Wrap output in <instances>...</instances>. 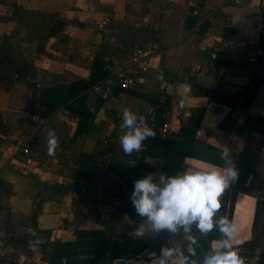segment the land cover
I'll return each instance as SVG.
<instances>
[{"label": "crops", "instance_id": "crops-1", "mask_svg": "<svg viewBox=\"0 0 264 264\" xmlns=\"http://www.w3.org/2000/svg\"><path fill=\"white\" fill-rule=\"evenodd\" d=\"M178 1L169 4L167 0H16L17 18L25 22L18 23L26 36L20 43L27 46L32 40L35 51L34 57L27 60L29 84L24 79L12 84L0 82V179L11 186L6 202L11 223H17L20 230L48 236L46 244L51 250L56 241L76 240L80 229H101L90 216V202L84 200L88 186L80 177L94 175L90 164L98 167L95 159L105 151L107 138L116 143L122 120L107 109V103L92 87L74 91V98L87 94L85 107L90 117H75L65 105L45 115L42 103L33 97L31 83L44 88L71 86L89 79L101 45L109 51L106 59H111V66L123 63L115 55L113 45L119 35L116 25L126 23L137 28L154 26L158 35L155 41L143 45L145 50L150 49L146 50L150 51L149 67L139 71L138 86L117 91V110L122 114L129 108L145 117L161 95H169L171 134L179 130L192 108H206L198 138L227 150L238 171L237 180L228 188L230 192L237 190L231 216L239 222L237 248L246 264L258 263L264 248V236L259 233L264 220L257 224L254 220L257 201L264 200V165L252 163L250 157L264 155V123L260 121L264 118V83L248 109H243L241 102L232 108L196 96L191 85L195 82L244 92L256 74L264 77V58L260 54L264 48L254 42L256 26L252 36L242 30H228L221 21H213L205 31L199 30V24L187 29L183 21H176L178 7H182ZM23 15L32 18L28 21ZM107 16L109 20L105 22ZM30 31L34 33L32 37L27 36ZM44 42L47 52L40 49ZM26 64L22 59L19 67L23 69ZM159 73L164 74V87L162 82L158 84ZM242 112L247 113L246 118L237 115ZM227 116L236 122L222 126ZM246 127L250 128L247 138L243 135ZM50 130L59 138L54 155L48 153ZM250 145L255 146L254 150H249ZM23 147L29 148V158ZM114 147V152L119 150L117 144ZM137 158H142L140 152ZM142 160L156 168L151 173L161 174L159 158L147 155ZM210 164L188 157L182 171ZM246 173L248 177L243 181ZM90 195L99 194L91 190ZM97 207L103 206L99 203ZM16 217L25 222L18 223ZM146 257L134 264H152L153 257Z\"/></svg>", "mask_w": 264, "mask_h": 264}, {"label": "rangeland", "instance_id": "rangeland-1", "mask_svg": "<svg viewBox=\"0 0 264 264\" xmlns=\"http://www.w3.org/2000/svg\"><path fill=\"white\" fill-rule=\"evenodd\" d=\"M167 3L175 2L177 0H167ZM182 7H178L176 15L177 19L185 23V19L194 12L198 16L199 30L204 23H212L213 21H221V23L232 28V30H242L244 33L252 36L254 27L259 25V22L264 18V0H215L213 3H206V0L200 2L199 0H179ZM195 10V11H194ZM27 19H31L30 15H23ZM231 17V18H229ZM28 19V21H29ZM143 19V18H142ZM175 21V22H176ZM18 23H25L23 19L17 18V2L16 0H0V82L12 84L16 80L24 79L29 84V77H27L26 68L30 65L27 60L34 57V46L32 40L27 42V46L20 43V40L25 39L24 30H21ZM147 23V22H146ZM10 26L12 28L10 29ZM119 35L115 40V55L120 61H127L132 57L136 46L144 47L151 41H155L158 35V30L154 26L134 25L126 23H118ZM121 34V35H120ZM34 33L29 32V37ZM40 48L43 52H47V48ZM149 48V46H145ZM145 50V48H144ZM150 50V49H146ZM24 59L27 64L24 68H20L21 60ZM262 59V57H260ZM19 76V78H18ZM161 80H158V84ZM159 88V87H156ZM256 100V99H255ZM254 100V101H255ZM253 101V103H254ZM252 103V104H253ZM170 114V112H168ZM227 118V117H226ZM222 124V123H221ZM220 124V125H221ZM159 136H167L168 134L157 133ZM109 139V144L106 149L100 152L98 158L95 159L96 166L104 165L105 173L112 179H124L121 177L123 173L121 168L132 167L138 172L144 171L142 159L137 158L139 152H134L131 155H125L120 144ZM118 145V151L114 152V145ZM255 146L250 145L249 150H254ZM141 153V151H140ZM109 154V155H108ZM252 163H259L264 165V155L254 158L250 157ZM254 158V159H253ZM93 161V160H92ZM101 169L99 167L91 166V171L94 173V181L85 179V175H81L80 179L86 181L88 188L84 200H88L91 205L90 213L92 219L96 220L98 228H101L105 234L114 239L119 233L126 236H133L147 244L155 247V250L145 252L146 256H152V253H160L165 247H178L183 252L190 246V233H184L182 230L178 234H172L167 231L155 233L147 229L146 220L136 223L131 220L124 212L116 208L108 191L95 189V194L91 196V186L96 185L101 177ZM104 173V172H103ZM93 188V187H92ZM11 190L9 183L0 181V264L9 262L11 264H38L44 259H48L51 249L46 244L48 236L37 234L31 231L20 230L18 224H12V219L9 218V211L7 207V199ZM102 204V208L97 207ZM100 209L97 211V209ZM80 211H82L80 209ZM261 221L264 220V214ZM18 223L25 222L21 217H16ZM146 225V234L142 237L135 235V229L140 224ZM260 235L264 236V228L259 230ZM260 236V237H262ZM41 245V247H40ZM49 248V249H48ZM143 259V258H142ZM142 259L131 260L130 262H120L121 264H134Z\"/></svg>", "mask_w": 264, "mask_h": 264}, {"label": "trees", "instance_id": "trees-1", "mask_svg": "<svg viewBox=\"0 0 264 264\" xmlns=\"http://www.w3.org/2000/svg\"><path fill=\"white\" fill-rule=\"evenodd\" d=\"M197 23V14L190 12V15L185 19L186 28L191 29ZM209 26L210 23H204L201 25V30L205 31ZM225 28L232 30L228 26ZM261 44L264 48V36L261 38ZM107 55H109V51L106 49V46L101 45L96 51L89 79L76 81L71 86L62 84L39 88L36 83H31L33 97L36 101L42 103L43 113L45 115L51 114L60 106L65 105L75 117H90L91 113L85 107L87 94L83 93L74 98V91H85L109 74L108 66L111 63V59L107 60ZM262 73H264V64L262 66ZM263 83L264 77L261 73H258L244 92L220 90L195 82L191 86L196 96L208 97L213 102L232 108H235L241 102L242 108L248 109L256 99L258 89ZM166 98L169 105L171 96L166 95ZM205 112L206 108L203 107L192 108L190 114L181 122V126L177 132H173L167 136H159L155 133L154 137L145 140L143 142L141 159H144L147 155L159 158L161 160L160 173L167 176L178 174L182 171L183 163L188 157L198 158L218 166H223L224 161L220 159V156L225 150L198 138V132ZM163 121L164 119L160 118V122L162 123ZM260 121L264 123V118H261ZM235 122L232 116H227L222 126L225 123L234 124ZM143 167L144 171L141 172L132 167L121 168V172L123 173L121 177L125 181V187L128 192L133 191L135 180L143 178L145 175L156 170L154 166L148 164H143ZM247 175L246 173L243 176V181L247 179ZM236 194V189L232 192L229 189L225 191L221 198L222 207L217 213V219L220 216H226L231 219ZM263 214L264 200H258L254 224L260 222ZM190 234V238L195 237L197 244L189 246L195 248V255L190 256L189 259L195 260L197 264H201L203 256L209 251L212 243L222 238L218 228H214L210 233L202 235L193 226ZM155 249V247L147 244L145 241L133 236H126L123 233H120L115 240H112L101 229H80L77 231L76 240L56 241L49 258L43 261L46 264H121L122 262H130L131 260L147 259L144 253ZM185 255H188V250H185ZM257 264H264V248L261 250Z\"/></svg>", "mask_w": 264, "mask_h": 264}, {"label": "clouds", "instance_id": "clouds-1", "mask_svg": "<svg viewBox=\"0 0 264 264\" xmlns=\"http://www.w3.org/2000/svg\"><path fill=\"white\" fill-rule=\"evenodd\" d=\"M121 120L119 144L125 155L142 151L143 142L155 136L145 117L129 108L123 110ZM47 144L49 155H54L59 144L54 130L48 132ZM220 159L224 161L223 166L187 168L171 176L147 174L134 181L130 200L136 215L146 220L147 229L155 233L178 234L181 230L190 233L195 226L200 234L206 235L218 228L222 238L212 243L201 264H246L237 248L239 222L226 216L216 218L225 190L238 178L227 150L221 153ZM145 234L146 225L142 223L135 229V235ZM189 243L196 245L195 237ZM151 255L152 264H197L189 259L195 255L194 247L188 248V255L178 247L162 248L159 257L155 253Z\"/></svg>", "mask_w": 264, "mask_h": 264}, {"label": "built area", "instance_id": "built-area-1", "mask_svg": "<svg viewBox=\"0 0 264 264\" xmlns=\"http://www.w3.org/2000/svg\"><path fill=\"white\" fill-rule=\"evenodd\" d=\"M109 18L106 17L108 22ZM257 37L255 43L260 44L261 38L264 36V18L261 19L259 25L256 28ZM149 54L150 51L144 50L143 47L137 46L135 54L127 62L119 63L115 66H108L109 75L92 86V90L96 92L98 97L107 103V109L112 112L115 117L121 118V112H119L115 106L117 100L118 90H132L138 86L140 82L139 71L149 67ZM261 56L264 58V50L260 51ZM169 106L167 104V98L165 95H161L158 98L156 105L152 107L149 114L145 116L146 122L155 133L169 134L172 130L169 123ZM241 118H246L247 113H237ZM160 118L164 121L161 123ZM107 143V141H106ZM23 152L26 157L29 158L30 150L27 147H23Z\"/></svg>", "mask_w": 264, "mask_h": 264}, {"label": "water", "instance_id": "water-1", "mask_svg": "<svg viewBox=\"0 0 264 264\" xmlns=\"http://www.w3.org/2000/svg\"><path fill=\"white\" fill-rule=\"evenodd\" d=\"M158 79L163 83V87L166 85V81L164 80V74L159 73ZM250 134V128L246 127L244 129L243 135L244 137H248ZM92 166V164H90ZM101 170L102 179L96 183V185L91 186V190H105L108 191L110 196L116 199L113 201V204L116 208L124 212L127 216L131 218L132 221L136 223H140L144 221L143 218L136 215L132 202L130 200L131 192H128L125 185L123 184L122 179H112L108 177L105 173L104 165L98 166ZM104 172V173H103ZM74 185H77L76 182ZM93 187V188H92Z\"/></svg>", "mask_w": 264, "mask_h": 264}, {"label": "flooded vegetation", "instance_id": "flooded-vegetation-1", "mask_svg": "<svg viewBox=\"0 0 264 264\" xmlns=\"http://www.w3.org/2000/svg\"><path fill=\"white\" fill-rule=\"evenodd\" d=\"M87 176V178H90L89 180L90 181H94V175L93 174H91V173H88V175H86ZM88 186V185H87ZM104 191V190H103ZM109 196H110V194H109ZM110 198L112 199V201H115L116 199H114L113 197H111L110 196Z\"/></svg>", "mask_w": 264, "mask_h": 264}]
</instances>
